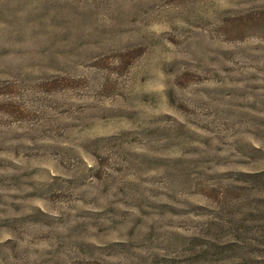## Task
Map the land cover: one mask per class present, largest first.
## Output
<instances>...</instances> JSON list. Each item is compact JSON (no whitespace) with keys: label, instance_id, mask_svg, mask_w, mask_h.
<instances>
[{"label":"rangeland","instance_id":"374dc122","mask_svg":"<svg viewBox=\"0 0 264 264\" xmlns=\"http://www.w3.org/2000/svg\"><path fill=\"white\" fill-rule=\"evenodd\" d=\"M264 0H0V264H260Z\"/></svg>","mask_w":264,"mask_h":264},{"label":"trees","instance_id":"16d2710c","mask_svg":"<svg viewBox=\"0 0 264 264\" xmlns=\"http://www.w3.org/2000/svg\"><path fill=\"white\" fill-rule=\"evenodd\" d=\"M260 264H264V260Z\"/></svg>","mask_w":264,"mask_h":264}]
</instances>
